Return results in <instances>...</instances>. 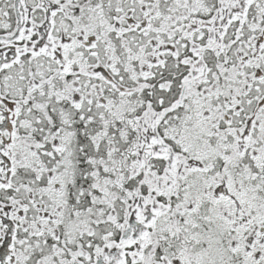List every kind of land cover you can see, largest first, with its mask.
<instances>
[{"label":"snow or ice","instance_id":"1","mask_svg":"<svg viewBox=\"0 0 264 264\" xmlns=\"http://www.w3.org/2000/svg\"><path fill=\"white\" fill-rule=\"evenodd\" d=\"M0 264H264V0H0Z\"/></svg>","mask_w":264,"mask_h":264}]
</instances>
